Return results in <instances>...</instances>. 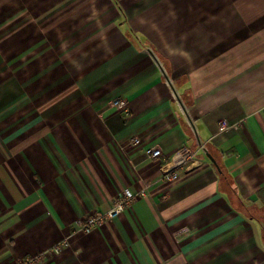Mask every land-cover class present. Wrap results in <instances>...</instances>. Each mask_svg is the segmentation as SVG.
<instances>
[{"label": "crops", "instance_id": "0c3cea01", "mask_svg": "<svg viewBox=\"0 0 264 264\" xmlns=\"http://www.w3.org/2000/svg\"><path fill=\"white\" fill-rule=\"evenodd\" d=\"M263 188L264 0H0V264H264Z\"/></svg>", "mask_w": 264, "mask_h": 264}, {"label": "built area", "instance_id": "2783aa9c", "mask_svg": "<svg viewBox=\"0 0 264 264\" xmlns=\"http://www.w3.org/2000/svg\"><path fill=\"white\" fill-rule=\"evenodd\" d=\"M113 108L126 110L127 104L125 99H115L111 102ZM222 127H227V123L223 122ZM131 144L140 146L141 140L133 138ZM143 154L151 160H159L163 153L156 146H145ZM201 163L196 160V152L190 147H180L163 165V180L176 182L180 179V170L191 171L194 168L200 167ZM135 195L129 190L124 189L117 197L112 207L105 212H95L85 216L80 224V231L88 233L104 222L114 220L121 216L125 210L132 204ZM70 248V242L67 238L60 240L43 253L31 256L18 258L15 264H52L54 257L59 256L65 250Z\"/></svg>", "mask_w": 264, "mask_h": 264}, {"label": "trees", "instance_id": "16d2710c", "mask_svg": "<svg viewBox=\"0 0 264 264\" xmlns=\"http://www.w3.org/2000/svg\"><path fill=\"white\" fill-rule=\"evenodd\" d=\"M258 202L261 204V207L264 209V188L257 192ZM264 221V218H262Z\"/></svg>", "mask_w": 264, "mask_h": 264}]
</instances>
